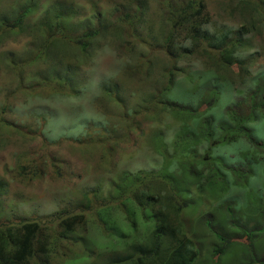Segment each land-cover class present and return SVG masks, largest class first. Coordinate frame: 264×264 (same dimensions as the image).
Wrapping results in <instances>:
<instances>
[{
  "label": "trees",
  "instance_id": "obj_1",
  "mask_svg": "<svg viewBox=\"0 0 264 264\" xmlns=\"http://www.w3.org/2000/svg\"><path fill=\"white\" fill-rule=\"evenodd\" d=\"M146 1L112 0L113 15H110V22L105 21L102 12H99L91 23H87L91 21L89 19L83 20L84 24L77 23V28L72 27L75 31L70 32V35L67 34L65 23L72 14H77L76 11L64 5L47 11L49 16L45 13V20L31 27L33 34L40 35L34 52L31 50L34 48L32 45L21 55L23 59L16 58L12 51L2 53L7 60L6 66L19 75L22 66L18 63L22 60L31 58L33 65L39 63L42 57L51 60V65L43 64L45 62L38 65V70L42 71H32L31 78L36 81L35 84L29 80L30 86L26 85L20 75L18 88L23 92L40 86L52 98L57 94L63 95L67 91L65 87L70 90L72 82L78 85V68L65 64L52 51L63 53V48L70 47V43L74 49H79L82 58L92 57L101 41H115L116 33L120 30H124L128 36L133 26L144 24L142 14L147 7ZM161 2L166 14L163 21L168 30L164 37L160 33L157 36L160 48L171 57V64L177 60L189 64L193 60L202 66L203 71L199 73L198 69L191 68L186 72V79L191 86L180 88L173 74L178 70L173 65L168 71L166 83L144 96H149L146 100L148 107L161 108L179 123L168 143H162L161 133L153 135V140L157 142L154 146H159L154 150L160 157L158 168L150 160V169L124 171L119 183L114 185V197L107 195L110 198L100 202L101 205L95 209H92L86 194H81L79 202L85 204H79L77 208H84L85 212L72 213L61 209L51 216L53 219L50 222L37 218L16 223L0 219V264H62L56 260H64L62 258L66 256L62 254V257L56 252L62 243L83 245L85 251L74 259L66 260L64 264H99L108 251L109 255L105 259L112 258L113 261L106 264H195L199 254L208 246L211 249V262L208 264H264L253 247L258 235L264 233V177L262 185L254 186V189L249 187L250 178L258 174L254 165L261 166L259 173L264 176V140L256 134L264 135V132L255 130V125L264 130V76L261 81L249 82L244 90L231 89L234 98L220 102L221 86L215 82L214 88L207 87L210 80H219L217 77L211 79L213 73L227 72L242 76L243 79L249 74L246 62L239 56V42L231 39L233 31L229 28H222L217 33L209 31L208 15L201 0H185L178 7L174 6L175 0ZM35 5L33 0H15L6 5L4 19H0L1 43L8 40L11 30H24L22 23L26 17L36 13ZM144 26L149 33L152 32L151 24ZM123 48L126 45L119 42L118 48L112 45L108 51L115 52ZM150 69L151 66L146 67L138 76L148 80ZM101 82V92L111 96L115 104L124 106L125 98L118 85ZM71 94L78 95L73 91ZM61 107L59 101L55 106L52 103L50 108H32V113L40 116L41 124H47L49 130L51 119ZM20 110L21 107L7 105L0 108L2 115L7 111L14 113ZM64 112L65 109L62 114ZM0 118L1 142H4L7 134L12 136L11 130H23L22 125L6 120L4 116ZM84 124L91 127L92 133H98V138V130L103 129L107 133L105 140L109 146V132L114 127L109 118L101 114L96 121L86 118ZM240 138L248 143L252 152L245 155L240 153L243 162L238 167H230L225 150ZM51 139L52 136L48 135V140ZM108 150V155L101 156L105 163L112 157L109 155L111 148ZM42 160L39 159L37 164L33 160L18 164L16 174L19 177L26 176L24 180L31 182L40 179L43 176L40 168ZM50 163L54 164L55 160ZM6 185L0 179V198L7 192ZM231 188L239 190L242 201L234 197L226 199V196L231 197ZM210 199L218 200L220 219L217 227L209 220H204L203 226L213 236V240L202 248L194 237L189 236L187 229L193 230V226L189 227L188 217L190 212L195 214L199 211L202 202H206L204 205L211 210ZM1 209L0 218H6ZM238 211L243 219L241 224L234 217V212ZM53 222H58L57 228L52 227ZM229 225L237 230L236 237L228 236L226 231ZM83 230L92 236H80ZM236 246L241 247L239 255L232 250ZM225 253L231 260L220 263L219 258Z\"/></svg>",
  "mask_w": 264,
  "mask_h": 264
},
{
  "label": "rangeland",
  "instance_id": "obj_2",
  "mask_svg": "<svg viewBox=\"0 0 264 264\" xmlns=\"http://www.w3.org/2000/svg\"><path fill=\"white\" fill-rule=\"evenodd\" d=\"M14 1L0 0V19H4L3 11L6 5ZM33 1L37 7L36 13L24 19L22 23L24 30L21 32L11 30L8 40L5 43L0 42V108L7 105V107H21L22 109L20 112L14 113L7 111L3 115L0 112V116L23 127V130L17 132L11 130L12 136L7 134L4 142L0 141V179L7 183V192L0 198V208L6 215V218L0 219L4 222L16 223L19 220L35 218L50 222L53 219L51 216L61 209H67L72 213L85 212L84 208H77L80 206L79 204H85L79 202L82 199L81 194H86L90 199L92 209L98 208L101 205L100 202L110 198L107 195L114 197L116 194L114 185L119 183L124 171L135 172L139 169H150V160L154 161L155 167L158 168L160 157L154 153V150L159 146H154L157 142L153 140V135L161 133L163 135L162 143H168L174 131L178 129L179 123L177 119L161 108L153 107L152 104V107H148L146 100L149 96H144L150 95L166 83L168 71L173 65L174 69L178 70L173 74L175 81H179L178 87L180 86V88L191 86L186 79V72L191 68L198 69L199 73L203 71L202 66L198 62H192L193 60L189 64L179 60L171 64V57L160 48V41L157 40L159 33L164 37L168 30L167 24L163 21L166 14L162 2L161 0H147V7L144 8L142 14L144 24L133 26L128 32V36L124 30H120L119 33H116L115 41L112 39L101 41L92 57L82 58L79 49L75 48V50L70 43V47L63 48V53H59L58 50L52 51L65 64L79 70L78 85L74 81L70 85V90L64 88L69 92L65 91L63 95L57 94L52 98L49 97L51 94H48V91L40 86H34L30 90L22 92L17 86L20 75L25 79L26 85L30 86V81L35 84L36 81L31 78L33 77L32 71H42L43 69L38 70L40 69L38 65L42 62L51 65L50 58L41 56L42 60L39 63L35 62L34 65L31 58L22 60L18 63L22 66V72L19 75L6 66L7 60L2 53L12 51L16 58L23 59L21 55L26 53L32 45L34 48L32 47L31 50L34 52L38 44L37 37L40 35L33 34L31 27L42 23L45 20L43 19L45 13L48 15V12L58 9L60 5L73 8L77 14H72L69 21L65 23V29L69 35L70 32L75 31L72 27L77 28V23L81 24L85 19L91 20L87 22L91 23L99 12H102V18L108 22L111 19L110 15H113L112 0L110 3H107V0ZM184 1L175 0L174 6H181ZM201 1L205 7L204 11L208 15V30L217 33L222 28L231 29L233 31L231 39L239 42V56L244 59L249 71L248 76L244 79L241 78L242 76L227 72L211 75V79L215 80L214 77H217L219 80H210L207 87L214 88L215 82L218 83L221 86L219 88L220 102H227L234 98L231 89L244 90L252 80H263L264 0ZM61 7L63 8V6ZM150 24L154 33L153 30L149 33L144 26ZM85 25L87 26V24ZM119 42L124 43L126 48L115 52L108 51L112 45H116L118 48ZM27 45L30 46L27 47ZM148 66L149 68L151 66L149 79L145 80L144 76L139 77L138 73ZM101 81L118 85L125 98L124 106L115 104V100L111 96L108 97L101 92L99 88ZM72 91L78 95L71 94ZM59 93L61 92L59 91ZM59 101L62 103L61 110L51 119L52 123L50 126L48 125L50 129L47 130V124H41V117L35 116L32 113V108L44 106L50 108L52 103L55 106ZM63 109L66 112L62 114ZM101 114L109 118L114 125L109 132L110 147L107 139L105 140L107 133L103 129L98 130L100 134V138H98V133H92L91 127L84 124L86 118L96 121L101 117ZM255 127L256 131L264 132L259 125H255ZM21 132L24 134H20ZM256 134L264 140V135ZM48 135L52 136L51 140H48ZM114 143L115 146H113ZM231 145L227 146L225 150L229 166L238 167V164L243 162V158L239 157V154L244 153L245 155L252 151L243 138ZM108 148H111L109 155L112 157L109 162L105 163L101 156L108 155ZM39 159H44L40 164L43 171V176L40 179L31 182L24 180L26 176L19 177L16 174L18 164L27 163L28 160H33L37 164ZM53 160L55 163L51 164L50 162L53 163ZM106 160L108 161V159ZM254 168L258 174L249 180V187L253 189L254 186L262 185L264 177L259 173L262 169L261 166L254 165ZM230 179L232 180V178ZM230 193H232L231 197L226 194V199L234 197L242 201L241 197L243 196L239 190L231 188ZM210 202L213 207L211 210L204 205L206 202H202L199 211L195 214L190 212L188 217L189 227L193 226V230L187 229L189 236L194 237V240L202 248H205L213 240V236L203 226L204 220H209L214 227H217L220 219L217 209L218 200L210 199ZM234 213L235 219L241 224L242 215L239 211ZM51 225L57 228L58 222H53ZM248 225L252 224L248 223ZM226 232L229 237H236L237 230L232 225H229ZM80 236H92V234L83 230L80 232ZM239 237L240 234L237 238ZM241 242L243 241L241 240ZM253 247L258 253L259 259L264 260V233L258 235V238L253 242ZM240 249V246L232 248L236 255H239ZM56 252L60 256L66 254L65 257L62 256L64 260L56 258L58 262L64 264L66 260L74 259L85 251L83 245L72 246L69 243H62ZM108 255L109 251L105 257H102L99 264L113 261L112 258L105 259ZM229 259L231 260L225 253L219 258V261L222 263L223 260L228 261ZM210 262L211 249L208 246L199 254L195 264Z\"/></svg>",
  "mask_w": 264,
  "mask_h": 264
}]
</instances>
